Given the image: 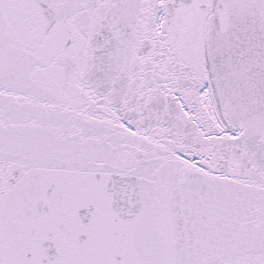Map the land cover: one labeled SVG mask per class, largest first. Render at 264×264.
I'll return each instance as SVG.
<instances>
[{
  "label": "snow or ice",
  "instance_id": "6c2138e0",
  "mask_svg": "<svg viewBox=\"0 0 264 264\" xmlns=\"http://www.w3.org/2000/svg\"><path fill=\"white\" fill-rule=\"evenodd\" d=\"M0 264H264V0H0Z\"/></svg>",
  "mask_w": 264,
  "mask_h": 264
}]
</instances>
